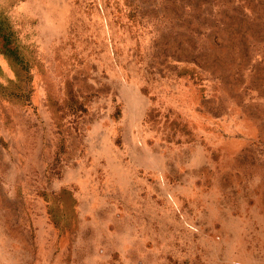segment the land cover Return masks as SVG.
I'll return each mask as SVG.
<instances>
[{
    "label": "rangeland",
    "instance_id": "374dc122",
    "mask_svg": "<svg viewBox=\"0 0 264 264\" xmlns=\"http://www.w3.org/2000/svg\"><path fill=\"white\" fill-rule=\"evenodd\" d=\"M0 264H264V0H0Z\"/></svg>",
    "mask_w": 264,
    "mask_h": 264
}]
</instances>
